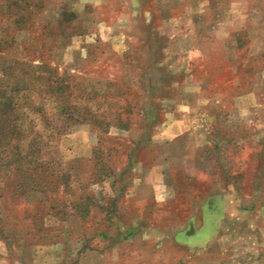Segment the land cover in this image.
<instances>
[{"label":"rangeland","instance_id":"rangeland-1","mask_svg":"<svg viewBox=\"0 0 264 264\" xmlns=\"http://www.w3.org/2000/svg\"><path fill=\"white\" fill-rule=\"evenodd\" d=\"M20 58L48 63L63 89L48 100L26 83L17 99ZM11 100L23 170L0 162V264H260L264 0H0V107ZM61 105L104 124L51 119ZM164 158L175 184L134 198ZM133 200L141 221L119 239ZM181 224L201 227L149 237Z\"/></svg>","mask_w":264,"mask_h":264},{"label":"trees","instance_id":"trees-1","mask_svg":"<svg viewBox=\"0 0 264 264\" xmlns=\"http://www.w3.org/2000/svg\"><path fill=\"white\" fill-rule=\"evenodd\" d=\"M64 13H66V12H64ZM69 15L76 16V13L72 11V12H69ZM18 63H19V65H21V69L24 71V77H23L24 79H22V81H20V82H17L15 87L12 88L10 91L12 94L13 93L17 94L16 95L17 99H19L18 97L20 95L19 94L20 90H22V92L23 91L24 92L29 91L30 87H28L29 85H25L26 83H29L31 85V87H33V88L34 87L38 88L39 97H43V95H46V96H48V100H49L50 96L53 95V92H55L56 89H59V88L63 89V87L60 85L63 77L62 76L60 77L58 72L52 66H50L48 63L43 62L41 64L40 63L35 64V63H32L31 61L24 60L21 58L18 59ZM36 84H38V85H36ZM20 85L22 87H20ZM16 88H18V89H16ZM36 88H34L33 90H35ZM95 92L96 91L92 92V94L95 95ZM63 94L64 93H62L60 91L57 95L63 96ZM23 95H25V94L23 93ZM78 95H79V93H78ZM65 96L67 98H69V94H67ZM55 97L57 98V96H55ZM6 99H9V96H7ZM12 103H17V100L15 102L11 100L10 103L5 102L4 104H7V105L5 107H0V162L2 161V163H1L2 166L4 164L7 167L9 165H11L12 163L17 164V162H18L19 168L16 167V170H17V172H20L23 170V155L21 153L23 149L20 148L19 143H16V142L12 143L11 139H13L15 133H23V126L24 125L19 124L18 121H16V119H15L18 115L20 106L17 105L15 109L13 106V112H12V108H11ZM33 104L34 103H28L27 106H31L33 108L34 107ZM0 105H1V103H0ZM96 110H99V108ZM26 112L27 111L24 110V111H22V114L25 115ZM102 112L103 113L105 112V114H103V115L107 119L109 117V114L107 113V111L102 110ZM75 113H77L78 118L81 120L89 119V120H92V122H94V123L99 121L98 124H100V125L104 124L102 122L105 121V120H102V118H99L98 117L99 114H96L93 111H90L89 113L83 114L79 111V109H77L75 106H72V105H61V107H59V113L57 114V116L56 115H52V116L50 115L49 117L51 119H53L55 117H56V119H60L61 117L62 118L66 117V119H67V117L73 118L72 116H74ZM43 114L47 115V111L45 110ZM114 118H115V116H110V121L112 122V120ZM153 122H155L154 117L150 118L148 123L152 124ZM29 145L32 146L33 141H30L28 143V146ZM9 147H11V148H9ZM26 159H27V157H25V160ZM20 164L22 166H20ZM24 166H27V165L24 164ZM9 172L6 173L8 176L11 174V173L9 174ZM17 174H19V173H17ZM17 174L15 177H17ZM24 185H25V182L18 180L17 187H22ZM1 189H3L2 185H0V190ZM1 196H2V193L0 192V197ZM86 211H88V209H86ZM135 229H136V227H129L128 229H126V231H124L122 233H118V238L123 239V240L131 238Z\"/></svg>","mask_w":264,"mask_h":264},{"label":"crops","instance_id":"crops-1","mask_svg":"<svg viewBox=\"0 0 264 264\" xmlns=\"http://www.w3.org/2000/svg\"><path fill=\"white\" fill-rule=\"evenodd\" d=\"M160 123L163 122V120L159 121ZM178 140L180 139V137L177 138ZM181 141V140H179ZM180 157H182V160L180 159L178 162L181 165H188V158H187V149L182 148L181 152L179 153ZM169 158V157H168ZM170 159V158H169ZM169 159H165L164 158V163L161 162L160 165H154L151 169L150 172L153 174V180L151 181L150 179L147 180V173L143 172L144 174H142L141 176H139V180L136 183L137 185L135 190V196L134 198H137L138 200H143L145 198H149L152 200H155L157 198V194L160 192V188L158 189V187L160 186H172L173 184H175V177H174V164H168L169 163ZM174 162H176L174 160ZM197 170L195 169V172ZM224 188L222 189V191H218V193H214L215 195H219L223 201H224V212L222 213L221 219L219 221V224L222 223V220H226V218L228 217V211L231 208V204L230 201L228 200L227 196L224 193ZM155 197V198H154ZM212 200H210L211 202ZM129 207L126 209H123L124 213H125V222L127 226L130 227H138L139 222L141 221V213L138 211L137 208H135L134 205V200L132 202H130L128 205ZM240 209L243 210H247L246 207H241L239 206ZM192 226H190V230L186 229V224H181L179 226H177L176 228H172V227H164L162 229H157L156 232H154L153 234H150L149 237H153V236H158L157 238L159 240H165L167 238H170L172 236H175L177 241H181L183 242L184 240L180 239L177 235L180 232H185V233H193L194 231H196L198 228H195L194 230L191 229ZM219 227V226H218ZM174 230V231H172ZM218 230V229H217ZM136 231V230H135ZM218 232L215 233V235L211 238V240L214 239V237L217 235ZM231 233L232 231H230L228 229L227 233H223L222 234V238H231ZM134 235V233H133ZM132 235V236H133ZM210 240V241H211ZM210 241H208L207 243H209ZM206 243V244H207ZM259 245H263V241L262 239L260 240V242L258 243ZM263 248V247H262ZM258 261H260V264H264V249L263 251H260L258 257L256 258Z\"/></svg>","mask_w":264,"mask_h":264}]
</instances>
